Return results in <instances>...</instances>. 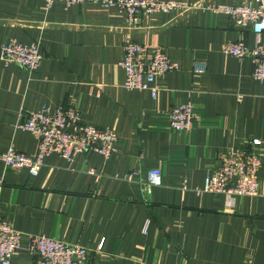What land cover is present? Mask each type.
I'll use <instances>...</instances> for the list:
<instances>
[{"label":"crops","instance_id":"obj_1","mask_svg":"<svg viewBox=\"0 0 264 264\" xmlns=\"http://www.w3.org/2000/svg\"><path fill=\"white\" fill-rule=\"evenodd\" d=\"M179 1L193 7L130 24L116 6L0 0V45L39 41L44 54L32 73L0 57V151H36L37 138L18 123L43 106L72 105L84 123L119 136L110 158L93 150L72 161L51 154L36 175L0 158L1 215L22 231L11 264H38L30 234L87 246L88 264H264V82L253 77L250 58L222 52L240 37L253 46L254 34L200 8L242 0ZM128 40L160 46L179 64L158 78L157 98L123 86ZM197 62L204 73L194 71ZM190 100L192 129L176 131L169 112ZM254 138L262 141L258 196L228 203L195 191L229 150L252 149ZM155 167L163 184L147 194L139 181Z\"/></svg>","mask_w":264,"mask_h":264},{"label":"built area","instance_id":"obj_2","mask_svg":"<svg viewBox=\"0 0 264 264\" xmlns=\"http://www.w3.org/2000/svg\"><path fill=\"white\" fill-rule=\"evenodd\" d=\"M55 1H62L67 6L83 2L104 8L116 6L126 12L130 24L138 23L142 16L193 7L179 0H44L47 8ZM200 8L228 15L239 29H251L254 34L253 46H249L240 37L225 44L222 52L239 59L250 58L254 64L253 77L264 82V0H242L236 4L210 3ZM0 57L6 65L17 64L32 73L40 66L44 54L39 41L25 43L12 38L0 45ZM120 66L125 72L123 86L126 89L148 90L153 98H157L160 90L158 78L179 68V64L162 47L151 48L133 40L124 44ZM194 71L204 73L205 63L197 62ZM22 117L18 127L30 131L37 138V149L33 154H25L14 147L5 152L0 151V158L6 166L26 167L31 174L36 175L45 158L51 154L72 161L78 154L90 150L105 158H110L118 150L119 136L114 130L84 123L80 112L72 105L60 104L52 108L43 106ZM194 119L191 100L173 106L169 112L170 125L179 132L190 131ZM261 142L259 138H254L252 149L229 150L219 167L208 170L203 187L195 191L222 194L228 203H232L237 196H258L260 182L257 173L261 157L256 148ZM137 173V170H133L127 179L133 180ZM139 182L143 191L150 193L154 187L163 184L161 169L151 168L147 178ZM21 241L22 231L5 220L0 210V264H11L14 254L21 248ZM103 243L101 241L98 244V251L102 249ZM28 248L38 254V264H88L91 254L87 246L55 239L46 234H30Z\"/></svg>","mask_w":264,"mask_h":264}]
</instances>
